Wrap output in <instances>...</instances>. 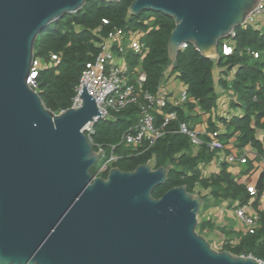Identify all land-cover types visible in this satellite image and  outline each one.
Returning a JSON list of instances; mask_svg holds the SVG:
<instances>
[{
    "label": "water",
    "instance_id": "obj_1",
    "mask_svg": "<svg viewBox=\"0 0 264 264\" xmlns=\"http://www.w3.org/2000/svg\"><path fill=\"white\" fill-rule=\"evenodd\" d=\"M261 1L133 0L128 13L174 20L167 48L176 67L182 43L217 57L219 41ZM86 2L0 0V264H264L213 248L196 230L203 199L185 185L153 197L165 166L91 174L104 151L83 130L102 120L86 85L81 105L58 113L28 85L38 34Z\"/></svg>",
    "mask_w": 264,
    "mask_h": 264
},
{
    "label": "trees",
    "instance_id": "obj_2",
    "mask_svg": "<svg viewBox=\"0 0 264 264\" xmlns=\"http://www.w3.org/2000/svg\"><path fill=\"white\" fill-rule=\"evenodd\" d=\"M132 1L87 0L79 11L64 15L38 34L34 43V57L44 62L49 61L52 54L59 57L58 63L53 62L51 66L39 69L36 74V91L44 105L55 113L70 107L85 63L96 56L99 52L98 43L110 31L122 28L126 31L139 32L140 40L147 50L141 54L142 56L130 52L128 63L133 68L142 57L141 66L145 74L142 90L156 93L163 81L164 72L171 66V73H177L180 81L186 85L187 94L193 102H188V112H184L179 106L167 104L163 110L175 111L176 119L169 123L166 132L147 150L140 149L130 153L124 146H117L116 152L122 156L112 166L129 171L139 164L153 161L154 168L160 166L168 168L166 181L152 191L153 197L156 198L172 187L185 185L189 192H193L198 185L203 189H210L215 199L247 202L251 196L246 186L235 181L227 172L225 163H222L219 173L207 178L201 177L199 163L212 156V152L205 149H208L207 139L202 138L201 150L195 156H191L189 138L178 131L181 123L188 124L189 111L195 103L205 112H209L215 106L214 60L201 55L193 45L187 44L184 49L179 50L178 64L174 67L167 48L168 38L175 26L174 20L151 10L129 15L128 7ZM232 33L230 38L235 42L234 51L230 55L220 53L217 65L230 67L239 65L232 87L240 94L239 98L243 101L240 105L244 113L241 117H232L224 122L228 127L227 132L237 133L238 143L251 141L260 148L259 141L254 136V126H260L264 116V90H256L255 84L262 77L264 69V34L250 25L237 26ZM219 45L221 52L220 41ZM247 48L257 51L260 53L259 56L251 60L246 53ZM155 116L159 124L162 117L158 113ZM113 117L99 120L94 124L91 135L94 142L103 146L118 144L121 135L137 122L139 107L127 106L114 113ZM210 129H215L213 123H210ZM96 172L97 167L94 165L91 174L95 176ZM107 172L108 170L99 175L106 177ZM263 188L264 186L258 194ZM202 199L204 204V198ZM205 227L211 228L212 224L202 222L197 232L203 235L201 230ZM225 246L235 255H251L264 260V212H260V225L253 233L240 234L234 244L226 243Z\"/></svg>",
    "mask_w": 264,
    "mask_h": 264
},
{
    "label": "built area",
    "instance_id": "obj_3",
    "mask_svg": "<svg viewBox=\"0 0 264 264\" xmlns=\"http://www.w3.org/2000/svg\"><path fill=\"white\" fill-rule=\"evenodd\" d=\"M264 14V0L248 15L245 23L251 20L256 14ZM106 23V21H103ZM139 32L126 31L122 28H115L108 33L99 43V52L91 60L85 63L80 74L79 82L75 87V95L71 99V108H78L81 105L79 98L82 84L86 85L89 94L94 98L97 108L101 115L100 119L114 118L113 114L130 105H138L139 117L137 122L126 132H124L118 144H110L103 146L92 140L93 126L98 117L94 121L87 123L83 130L88 136L94 150L104 151L99 160L104 159L97 167L95 176H100L102 172L109 170L112 164L116 162L122 154L116 152L117 146H129L133 151L147 150L155 141L166 132L169 123L176 119L175 111H164L169 102V95L163 90H157L156 93H150L142 90V83L145 80V74L142 70L131 68L128 63V52L134 54H143L147 50L137 35ZM233 35V33H231ZM230 35V36H231ZM187 43L180 45V50L184 49ZM234 51V46L230 41H224L221 44V52L223 55H230ZM246 52L257 58L259 53L249 48ZM219 57V52L217 51ZM142 56V55H141ZM140 57L139 59H141ZM216 58V57H215ZM59 62L58 55L52 54L50 60L42 61L40 58H33L30 76L27 79L28 85L36 90V74L43 67L51 66ZM132 75L134 78H132ZM187 98L186 92H182L178 96L175 104H181ZM61 110L60 112H62ZM156 112L162 116L159 124L156 123ZM178 131L185 134L192 146H200L202 144V135L205 134L196 128L188 127L185 123L179 125ZM218 131H213L211 137L206 141V146L210 151L220 152V160H224L230 164L238 161L241 164L247 162L248 158H252L256 154L254 150L248 148L239 152L236 148L219 142L216 138ZM250 145V143H249ZM234 149V150H233ZM98 160V161H99ZM264 169V160L258 164ZM250 196L254 197L258 193L255 184H247L246 186ZM264 198V194L262 195ZM233 214L240 224L244 227L245 233H253L260 225V213L250 202L239 203L233 209ZM221 246L224 243L220 244ZM251 256V255H249ZM260 262L264 260L258 259Z\"/></svg>",
    "mask_w": 264,
    "mask_h": 264
},
{
    "label": "crops",
    "instance_id": "obj_4",
    "mask_svg": "<svg viewBox=\"0 0 264 264\" xmlns=\"http://www.w3.org/2000/svg\"><path fill=\"white\" fill-rule=\"evenodd\" d=\"M246 25H250L260 33L264 34V14H256L251 17V20H248L240 26ZM225 40L230 41L235 48V42L232 38H230V36L222 39L221 44ZM130 52L131 51L128 52L127 56H129ZM218 52L220 57V50H218ZM246 53L251 57V60L256 59L250 53ZM219 57H209L214 60L215 63L213 68L214 91L216 93L215 106L209 112H205L195 103L192 110L189 111L190 118L188 119V124L186 125L204 132L205 134L202 135V138L205 137L206 139L211 137V133L213 131H218L216 139L219 142L232 146L239 152L251 148L256 152V154L252 156V158H248L247 162L244 164H241L238 161L230 164L219 159L222 155L220 152L211 151L212 156L208 160L200 162L198 169L201 177L207 178L219 173L222 163H225L227 172L233 176L236 182L245 186H247V184L256 185L260 174L264 172V169L258 166L261 160H264V116L261 119V125L254 126V136L259 141L260 148L256 147L251 141L240 144L236 140L237 133L227 132L228 127H226L224 120L228 121L232 117H241L244 113V109L240 105L243 103V101L239 98L240 94H238L232 87L239 65H234L232 67L229 65L219 66L217 65ZM135 66L136 68L142 70L141 59H139ZM135 66H133V68ZM132 78H134L133 75ZM255 88L256 90H264V69H262V77L256 82ZM159 90H163L169 95L170 98L167 104L171 106H179L184 110V112H188L187 104L189 101L193 102V100L188 96L187 87L180 81L177 73H171V66H169L164 72V78L159 86ZM182 92H186L187 98L181 104H175L174 101L177 100L178 96H180ZM156 113L159 114V112ZM210 123L214 124L215 129H210ZM231 133H233L231 136L225 135ZM202 146V144L200 146H192L190 143V155L195 156L201 150ZM124 148H126L128 152L130 151V153L135 152L129 146ZM205 149L209 150L207 148ZM263 186L264 174L262 176V187ZM193 193L199 194L202 198H204L205 203L201 206L198 213L199 216L196 229H198V227L200 228L201 223L204 221L211 223V228L205 227L201 230V233L205 235L209 241L211 240V237L213 238L214 234L219 233V236L213 239V241L217 240L219 242V246H221V243H224V245L226 243L234 244L237 241L238 236L245 233L244 227L233 214L234 207L239 204L237 200L221 198L215 199L214 196L211 195L210 189H203L198 185L195 186ZM263 194L264 188L260 194L257 193L256 196H251L247 201L252 203L259 213L262 211L264 212ZM206 204L207 206H205Z\"/></svg>",
    "mask_w": 264,
    "mask_h": 264
},
{
    "label": "rangeland",
    "instance_id": "obj_5",
    "mask_svg": "<svg viewBox=\"0 0 264 264\" xmlns=\"http://www.w3.org/2000/svg\"><path fill=\"white\" fill-rule=\"evenodd\" d=\"M140 37H141V34H138L137 35V38H139L140 39ZM220 42H222V40H220ZM218 50H220V45H218ZM103 160L104 159H101V160H99V161H97L96 163H95V167H98L102 162H103ZM149 164L151 165V166H153L154 165V163H153V161H150L149 162ZM205 206H207V204L205 205ZM201 208V207H200ZM199 211H200V209H199ZM199 216V215H198ZM197 230V229H196ZM198 230H199V227H198ZM205 236V235H204ZM219 236V233H216V234H214V236H213V238L211 237L210 239V244H212L213 246H219V242L217 241V240H215V241H213V239H215L216 237H218ZM206 237V236H205Z\"/></svg>",
    "mask_w": 264,
    "mask_h": 264
},
{
    "label": "flooded vegetation",
    "instance_id": "obj_6",
    "mask_svg": "<svg viewBox=\"0 0 264 264\" xmlns=\"http://www.w3.org/2000/svg\"><path fill=\"white\" fill-rule=\"evenodd\" d=\"M211 245H212V244H211ZM212 247H213V248H216V249H218V250H227V251H229L225 245H222V246H213V245H212ZM229 252H230V251H229ZM231 253H232V252H231ZM232 254H234V253H232Z\"/></svg>",
    "mask_w": 264,
    "mask_h": 264
}]
</instances>
